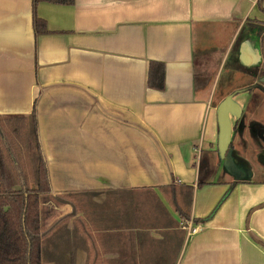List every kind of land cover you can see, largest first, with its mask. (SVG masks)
Returning a JSON list of instances; mask_svg holds the SVG:
<instances>
[{"label":"crops","instance_id":"crops-1","mask_svg":"<svg viewBox=\"0 0 264 264\" xmlns=\"http://www.w3.org/2000/svg\"><path fill=\"white\" fill-rule=\"evenodd\" d=\"M36 14L45 30L32 0H0V119L36 103L52 194L69 195L45 204L43 264H264V165L225 177L217 119L228 94L264 84V0L42 1ZM248 94L235 100L259 96L262 120L264 94Z\"/></svg>","mask_w":264,"mask_h":264},{"label":"trees","instance_id":"trees-1","mask_svg":"<svg viewBox=\"0 0 264 264\" xmlns=\"http://www.w3.org/2000/svg\"><path fill=\"white\" fill-rule=\"evenodd\" d=\"M32 1L34 25L42 30H45L46 21L36 14L39 2L74 4V0ZM164 79V63L152 62L149 85L161 89ZM36 112L35 103L28 116L0 119V264H43L47 214L45 204L51 198L60 203L69 196L64 194L57 198L52 194ZM177 208L183 217H190L189 209L185 210L181 206Z\"/></svg>","mask_w":264,"mask_h":264},{"label":"flooded vegetation","instance_id":"flooded-vegetation-1","mask_svg":"<svg viewBox=\"0 0 264 264\" xmlns=\"http://www.w3.org/2000/svg\"><path fill=\"white\" fill-rule=\"evenodd\" d=\"M256 79L246 84L244 88L246 89L244 92L241 93H249L253 92L254 90H258L259 92L264 94V84L260 81L262 80V75H255ZM239 93V94H241ZM237 94V95H239ZM247 97V96H246ZM257 100V101H256ZM259 100V101H258ZM252 104L254 106H252ZM258 104H260L259 96L254 95V99L252 102H249L248 104L244 102L243 108H242V114L238 119L233 118V138L235 139L237 136L240 140V145L243 149V146H247V139L248 137L255 141L258 144V156L264 155V118L260 120L257 118V107ZM232 149V155L235 159V161L239 164L240 162H245L244 158L245 156L242 155L239 150H234L233 143L231 144ZM227 171V170H226ZM233 177V176H232ZM246 177V176H245ZM234 178V177H233Z\"/></svg>","mask_w":264,"mask_h":264},{"label":"water","instance_id":"water-1","mask_svg":"<svg viewBox=\"0 0 264 264\" xmlns=\"http://www.w3.org/2000/svg\"><path fill=\"white\" fill-rule=\"evenodd\" d=\"M246 89H238L228 94L217 107V119L219 125L218 150L222 160L223 167L227 172L239 181L245 176L246 172L235 161L232 155L233 140V118L238 119L242 114V108L235 100L237 94L244 92Z\"/></svg>","mask_w":264,"mask_h":264},{"label":"rangeland","instance_id":"rangeland-1","mask_svg":"<svg viewBox=\"0 0 264 264\" xmlns=\"http://www.w3.org/2000/svg\"><path fill=\"white\" fill-rule=\"evenodd\" d=\"M247 144H248L247 146H243V149H241V147H240L239 152L241 151L240 153L245 156V158H244L245 162H240L239 165L246 172L247 177H249L250 172H253L254 168L256 170H259L261 167H263L264 155L262 154V156H258V153H259L258 144L255 141H253L252 139H250L249 137L247 139ZM213 159L215 161L217 160V162L220 161L216 154H215V157ZM223 173H224V176L227 178L232 177V175H230L224 167H223ZM259 178H264V173L256 175V179H259Z\"/></svg>","mask_w":264,"mask_h":264},{"label":"built area","instance_id":"built-area-1","mask_svg":"<svg viewBox=\"0 0 264 264\" xmlns=\"http://www.w3.org/2000/svg\"><path fill=\"white\" fill-rule=\"evenodd\" d=\"M185 227L189 230V232L191 234L197 232V230H198V227L197 226L189 225V223H186V226Z\"/></svg>","mask_w":264,"mask_h":264}]
</instances>
